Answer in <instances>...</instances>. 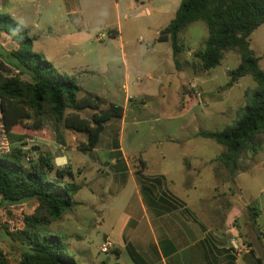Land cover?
Here are the masks:
<instances>
[{
  "label": "crops",
  "instance_id": "0c3cea01",
  "mask_svg": "<svg viewBox=\"0 0 264 264\" xmlns=\"http://www.w3.org/2000/svg\"><path fill=\"white\" fill-rule=\"evenodd\" d=\"M179 3L180 0H0V13L28 29L34 52L41 54L59 73L74 76L82 90L122 108L120 118H112L104 124L96 148L86 152L78 145L68 144L80 135L79 145L84 143V133L69 132L61 124L62 130L60 124L44 115L42 129L31 135L37 137L36 151L50 153L55 168L62 169L68 164L65 167L71 172L78 169V164L83 163L79 156L88 153L91 160L101 139L107 135H117L113 146L122 152L120 134L126 120H137L136 115L139 119L140 110L152 111L155 116L163 114L162 104L150 107L161 87L170 85L166 77L189 72V49L181 53L182 61L178 60L181 68L177 70L169 41H157L159 31L173 19ZM105 36L111 41H120L117 56L121 60V72L118 64L112 66L117 57L106 56L102 71L89 69L83 59L89 62L88 58L93 56L89 41L101 42ZM131 36L145 42L144 51L125 50L123 40L128 42ZM152 38L154 43L149 48L143 39ZM160 45L165 48H158ZM131 70L135 72L133 76ZM139 73L146 75L147 82L141 83ZM105 74L113 83L104 81L96 89L83 80L86 76L91 80L95 75ZM116 78L121 81L115 82ZM200 78L194 74L192 81ZM151 89L155 94H150ZM120 92L123 93L122 104L113 101L120 98ZM79 114L82 116L81 112ZM45 116L50 123L43 121ZM19 131L16 127L13 129V132ZM16 146L17 141L10 143L5 137L0 113V155ZM160 175L161 180H148V176L143 175L146 180H139L135 204L128 196L122 214L111 226L109 237L113 243L114 264H264V220L259 225L260 218H264V204L258 211L250 201L241 203L242 195L237 186L228 188V193L193 198L182 181L184 192L179 196L172 189L173 181L164 180L165 175ZM73 176L76 182V175ZM123 188L121 186L120 190ZM213 201L217 204H211ZM17 206L1 204L0 213L7 207L16 214L18 210L14 207ZM5 218L0 216V219ZM2 233L0 229V241L6 242ZM0 246L3 245L0 243ZM126 251L131 256L129 261L118 262Z\"/></svg>",
  "mask_w": 264,
  "mask_h": 264
},
{
  "label": "rangeland",
  "instance_id": "374dc122",
  "mask_svg": "<svg viewBox=\"0 0 264 264\" xmlns=\"http://www.w3.org/2000/svg\"><path fill=\"white\" fill-rule=\"evenodd\" d=\"M102 33L105 34L104 31ZM180 35L182 43L189 47V60H191L192 53L203 46L207 37V29L202 21H195L189 24ZM137 39L138 37L132 36L128 42L124 39L125 50L144 51L145 42ZM143 40L146 44L148 43V46L154 43L153 38ZM248 40L250 49L259 58V67L264 70V26L255 29ZM100 41L94 39L89 41L93 56L88 58L89 62L83 58L88 68L102 71L104 70L102 68L104 59L117 57V59L114 58L116 60L112 66L118 64L119 72H121V60L117 56L118 49L121 47L120 41H111L106 36ZM162 47L165 48L164 45L158 48ZM14 48L15 45L10 39L1 34L0 72L4 76L16 73L8 63V54ZM181 55L183 54L177 56L179 61H182ZM239 61V54L236 51H228L224 53L219 66L209 71L198 72L197 75L201 77L199 80L192 81L194 72L191 67H189V72H178L172 77L167 76L165 81L170 82V85L164 84L161 87L159 96L153 100L150 107L153 109L162 104L165 111L155 116L151 114L152 111L143 113V110H140L139 119L136 115L137 120H126L120 134V139L123 141L122 152L115 150L113 144L117 141V135L113 134V136L107 135L101 139L91 160L88 153L79 156L83 163H79L78 169L72 171L76 175V183L82 186L75 196L78 204L71 212L61 215L58 219L48 220L46 225V229L50 232L58 231L65 237L67 249L77 264H114L113 250L101 254L98 251V245L107 238L112 241L109 237L111 226L122 214L126 204L125 199L128 196L131 198V203L135 204L139 180H146L143 175L148 176V180H161L160 174H164L163 179L173 181L172 189L179 196L184 192L183 181L187 190L193 193V198L207 194L228 193V188L233 189V186H237L242 195L241 203L250 201L256 210L262 209L261 206L264 204V134H258L255 137L256 152L249 149L243 150L238 170L233 175L214 161L224 154L225 148L210 139L197 136V133L201 131L222 132L235 118L236 110L244 105V91L257 87L250 75L239 78L230 87L226 86L229 71L234 69ZM134 73V70H131L132 76ZM138 76L141 83L147 82L145 74L139 73ZM22 78L27 79L26 76ZM88 78L86 76L83 80L90 82L95 89L99 88L104 81L106 84L113 83L107 74L95 75L91 80ZM114 81L119 82L121 79L116 78ZM150 92V94H155L153 89ZM119 97L113 101L122 104V92ZM81 115L90 118L91 111L84 110ZM128 117L131 120L132 116ZM43 121L50 123L46 116ZM119 128L121 131V126ZM61 129H64L62 125ZM69 132L74 131L69 130ZM67 136L69 137L70 133ZM80 138L82 135L68 144L70 146L79 145ZM65 166L68 164L62 167ZM121 186H124L122 190H120ZM211 204L216 205L217 201ZM13 205H18L14 207L18 210L16 214L4 207L5 210L2 214L0 213V216L21 224L23 216L32 215L38 203L31 200ZM136 212L135 207L134 214ZM1 220L0 229L4 233L6 242L0 241L3 245L0 246V256L2 253L9 264H16L19 260V246L8 240L4 231L5 229L13 230L1 223ZM262 220L264 218H260L259 225ZM126 252H122L118 262L129 261L131 256Z\"/></svg>",
  "mask_w": 264,
  "mask_h": 264
},
{
  "label": "trees",
  "instance_id": "16d2710c",
  "mask_svg": "<svg viewBox=\"0 0 264 264\" xmlns=\"http://www.w3.org/2000/svg\"><path fill=\"white\" fill-rule=\"evenodd\" d=\"M195 21L205 24L207 37L189 61L194 74L219 66L224 53L236 51L240 61L229 71L226 86L246 75L257 84L255 89L244 91V105L236 110L235 118L222 132L197 133L225 148L224 154L214 161L233 175L243 150L256 152L255 137L264 134V70L259 67V58L250 49L248 40L255 29L264 26V0H180L173 19L157 36V41H169L177 70L181 68L177 56L189 49L180 34ZM28 33L26 27L0 13V36L4 34L15 45L8 54V63L16 71L11 76L0 72L1 121L6 139L18 143L0 155V205L31 200L38 203L32 215L23 216L18 229L4 232L9 241L19 246L16 264H77L67 249L65 237L58 231L50 232L46 225L48 220L73 210L78 204L75 196L82 186L73 180L70 168H55L50 153L37 152L36 147H33L35 159L26 164L21 141L36 137L31 134L42 129V117L47 115L68 130L84 133L86 140L78 148L92 151L104 124L120 118L122 108L82 90L74 76L59 73L32 50L33 38ZM84 110L91 111L90 118L80 116ZM15 127L20 133L13 132ZM0 264H9L2 253Z\"/></svg>",
  "mask_w": 264,
  "mask_h": 264
},
{
  "label": "built area",
  "instance_id": "2783aa9c",
  "mask_svg": "<svg viewBox=\"0 0 264 264\" xmlns=\"http://www.w3.org/2000/svg\"><path fill=\"white\" fill-rule=\"evenodd\" d=\"M37 138L36 137H26L21 141V151L23 153V159L26 164L32 162L36 156V152L33 150V147L36 146ZM1 223L7 226L10 230H16L20 227V224L16 222H11L8 219H2ZM113 249V243L111 240H104L98 245V251L101 254H105L108 251Z\"/></svg>",
  "mask_w": 264,
  "mask_h": 264
}]
</instances>
